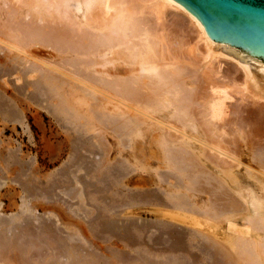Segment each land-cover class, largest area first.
<instances>
[{
  "label": "bare ground",
  "instance_id": "bare-ground-1",
  "mask_svg": "<svg viewBox=\"0 0 264 264\" xmlns=\"http://www.w3.org/2000/svg\"><path fill=\"white\" fill-rule=\"evenodd\" d=\"M38 1L44 2L42 4H44L45 8L53 7L57 9L59 6L65 5L66 11L65 14L63 13L64 15L61 16L63 18L62 22L59 21L60 19L58 20L59 17L57 18L51 15L48 16L46 21H43V19V22L41 21L42 23H39L37 19L40 18V21L42 17L34 15V18H32L29 24L23 27V31L28 34V38H26L27 42L30 43V41H32L34 43H39L41 46H46L45 48L51 51H65L67 48L71 49V54H73L74 57L71 59L70 69L55 63V60H51L53 57L47 58L41 55L47 54L48 51L41 49L40 46H36L37 48L31 47L27 51L20 49L25 52L26 56H30L32 51L38 55L35 57L36 59L32 57L36 61L32 65H26L27 63H21L19 60H14V58L11 64L3 62L2 64L0 63V66H5L1 69L5 74L13 72L14 70L17 73L15 74L17 75V80H24L26 87L37 88L47 93L48 99H50L49 103L52 101L54 106L51 112H64V114L68 115L69 112L66 111L63 105L65 102L64 99L60 97L54 100V98L58 97L57 94L60 93H58L57 90L59 91L64 84H69L71 80V85L74 88H80L82 92L85 90L94 94L93 96L98 100V103L94 102L96 104L94 106L95 108L97 107V109L103 102V98L114 99L119 103L115 110L118 112V107L120 106L122 112H119L120 115L118 114V117L114 120V125L111 127L118 133L117 135L122 138L123 141L121 142H124L126 134H130L134 125H139V123L143 122L144 117L155 119L156 115L163 112L162 110L164 108L167 110L169 109L170 114L168 116L170 119L167 124H165L166 136L171 143L181 141V144L180 146L176 145L178 147L171 150L170 145V148H166L170 150L168 154L174 158L173 162H175L174 165H176L175 169L180 167L185 169L187 167L186 169H188V171L185 175L189 177L190 182H188L189 185L186 183L185 185L188 189L193 188L196 192L205 190L204 187L206 186L202 185L204 186L202 187L200 184L202 180L201 177L205 176L201 169L202 166L205 165H203V161L199 159L193 148L185 145L182 141L183 137L186 135L187 139L191 138L186 130L190 120H197V125H199V127H201L200 129L206 134V138L204 137L206 141L203 142L202 145L203 152L206 153L207 151H211L214 155H222L221 157L223 158L225 156L233 161H237L238 164L240 160L237 158V155H235L236 150L234 149L235 151H232L229 147L230 145H227L229 144L227 140H230L231 144L236 145L239 139L245 140L253 136L264 137V63H260L259 69H257L261 70L262 73L261 71H253L251 64L247 65L238 62L222 69L219 57H224L226 55L216 53V41L207 39L206 30L202 24L190 11H184V5L172 2L171 0H9L12 4L9 19L13 20V13L16 12V9L21 7V5H37ZM38 11H41V9L39 8ZM78 12L82 13L80 14L82 18L77 16ZM44 13L48 15V12ZM169 16H171V19H169ZM6 26L11 27L12 21L9 24L6 23ZM1 28L3 27H0V29ZM173 29L182 32V34L175 33ZM190 31L194 33L192 37L185 34ZM183 32H185V35ZM17 35L19 37L18 32ZM23 37H25V35ZM189 37L194 39V41L192 42L191 39L190 41ZM8 39H10V37ZM23 41H25L24 38ZM12 43L0 37V45L8 48L15 47ZM12 52L14 53V50ZM17 55L14 54V56ZM20 57L22 58L24 56ZM228 57L232 58L226 56V58ZM92 63L93 67L105 65L103 68L101 67L98 69L112 76L101 78L98 76L100 73L98 75L90 74L87 66ZM144 64L150 65L149 67H144ZM154 64H156V67H153ZM8 68L12 70L10 71ZM101 75H104V73ZM29 76H31V79L26 81V77L28 79ZM190 83L192 87L189 88L188 85ZM1 85H3V83L0 81L1 119L12 123H23L24 119L21 109L6 99L5 94L7 93L4 92ZM23 86L24 85L15 90L19 95L21 93L20 89L23 88ZM75 90L76 89H74V91ZM63 91H65L64 88ZM97 94H100L101 97L98 98ZM235 94L240 95V102L233 105V103H229V101L234 98ZM11 96L12 95H10V97ZM18 97L14 96V100L20 101L21 99ZM111 106H108V109L111 108ZM49 107H51V105H49ZM166 109L165 111H167ZM73 110H75V108ZM88 111L90 113V110ZM102 111L103 110L95 111L94 113L95 118L103 123V112H106V110ZM107 111L109 113V110ZM76 112L78 113L77 110ZM92 113L91 111V115ZM72 115L73 114H71V116ZM109 115L107 114V116ZM73 116H75L76 119L77 114ZM80 118L83 117L79 116L78 119ZM73 120L74 119L71 118V121ZM155 121H157V119ZM91 122L82 119L80 123L72 126L71 129L77 134L75 138H77L80 133L84 135L91 132L94 129V125ZM160 123H162V121ZM193 125L192 123V126ZM228 125L233 126L231 130L233 136L231 139L227 137L232 134L231 131H228L226 128ZM153 129L155 128L152 127V130ZM94 130H96V128ZM153 132L156 131L153 130ZM154 134L157 135V133ZM163 139L165 138H162V140ZM73 141L74 139H72V142ZM93 141L89 140L90 146L92 145L95 150L98 151L97 153L101 152L102 156L100 155V158L101 160L102 158L103 160L105 159V163H102L103 160H99V163L97 160L95 164L91 165V163L87 161L86 155L77 149L78 146L80 148L86 147V139L77 144V148L76 142L74 144L72 143V156L74 159L68 162L66 166L68 169H66L65 174H63L64 177L68 178V182L62 185L60 180H53V183H50L51 187L50 185L48 186L47 198H63L60 194L56 193V189H61V192L69 199H71V193L72 195L74 194V196L76 195V197H81L80 203H82L80 205L78 202V207L84 208L86 207L85 204H87L85 202L87 201V197H85V187L79 188L77 185L82 187L84 185L89 186L90 184L87 185L89 180L86 182L85 179L90 176L95 179L97 178V182H100V184L98 183L99 186L101 185L100 187L112 191V193L116 195L113 197L116 199H114L115 202L117 200L118 202L114 204L112 201L113 198L111 197L113 203L109 202L110 206H108L110 208L107 209V204H105L107 200H102L101 198H104V196L102 197V195L99 194L100 192L98 191V193L96 191L97 194L100 195L99 198L102 200L104 208L96 206L99 209L108 210L110 214L103 216L102 213L94 211L95 214L94 212L92 214L95 216H90L92 219H87L88 216L87 218L81 216V214H79L80 212L78 213L77 210H75V213L83 222L88 223V225L94 224L97 219L101 218L98 221L99 227H94L90 230L94 235L98 234V236H96L97 239H103L101 240L102 243L109 242V244L107 243V247H104L105 245L102 247L100 244L98 245L92 242L81 226L73 227L71 230H69L70 227H67L69 230L68 232L65 229L57 227L50 218H41V216L38 218L32 217L33 203L26 198V200L24 199L22 201L21 212L17 214L14 213V215L8 217L3 216L4 214L0 215V264H111V262L112 264H201V262L204 261H209V264H222L223 261H226V264H264V256H261L257 249V239L259 237L257 236L258 238H255L252 236V225L240 228L238 226L239 223L237 224L235 221V219H238L235 218L237 215H242L241 217H244V221L246 218L264 225V208L262 209L259 205L262 210L258 211L259 207L257 206L254 209L256 213H251L248 209L244 210V207L242 208L238 201H236L238 197L234 200V198L221 189L223 184L230 185L231 182H234L232 183L233 185L237 184H235L237 180H235V175L233 176V173L229 170L230 166L223 171L225 172L223 175L226 174L229 178V180L221 178L224 183L218 182L219 180L215 181L213 177L210 180L208 178L209 181L206 182V185L209 186L208 188L206 187L208 190H206L205 193H209L211 204H209L210 207L204 212L200 211L198 206H195V203L192 204L189 201L191 198L189 199L187 194L188 190H186V193H182V190L180 191L183 182L181 184L178 183V181L174 179L175 177H172V180L169 179L171 177L168 179L163 178L162 180L164 182L166 181V184L168 183V185L174 187L175 190H178L177 193L175 191L173 194L168 191L169 193L167 194H170L169 196L167 195L168 201H166V195L162 194L164 195L163 198H165V200H163L160 197L161 195L159 196L156 191H146L141 194L135 192L128 193L129 195H127L126 198L120 200L117 196L119 195V189L123 184H127L124 183V179L127 178L129 174L124 173V165L119 159H113L114 162H110V160V163L107 161L106 164L108 153L103 149L100 138L97 139L93 137ZM128 141L132 142L131 139H128ZM147 141H149L148 137L144 138L142 141L140 140L139 143L136 142L138 144L136 145L138 146L137 149H140L142 152L146 151L148 147H146L145 142ZM124 144L126 145V142ZM162 145L160 144V146ZM126 146H128V144ZM241 147L242 146H240V149ZM242 151L244 150L242 149ZM167 152L168 151H166L165 154ZM137 155L139 156V154ZM145 156L147 155L145 154ZM209 156L207 155V157ZM215 157H217V160L219 159V156ZM254 158L257 161V166L260 167V169L258 168L259 172L264 175V147L257 150ZM17 160L18 159H16V161ZM249 160H251V157ZM182 161L186 163L185 167L181 165L182 163H179ZM222 162L228 163L226 160L224 161V159ZM71 163L72 166H75L76 170L74 172L71 170ZM255 163L256 162H254V164ZM93 165L95 167H93ZM102 165L106 167L104 166L103 168ZM248 167H250V165ZM223 168L222 166L221 169ZM78 169L83 170L84 178H82V174L80 176L75 174ZM97 173H99V176ZM211 174L209 176H212ZM213 175H215V173ZM202 178L205 180L206 177ZM184 179L187 181V178ZM261 182L262 181H260V183ZM99 190L102 191L101 188ZM242 192L239 193H244V197H241L245 198L246 193ZM239 193L237 194L240 195ZM189 195L191 196V194ZM247 196H249V194ZM260 198L264 200L263 197ZM246 199L245 201L249 203V205L250 203L254 204L251 199ZM220 201H224L222 211H219L220 209L217 208ZM111 204H113V206H111ZM261 204L264 205V202ZM1 205L0 202V208ZM138 205L150 207V210L156 213L155 215L158 214L161 216L158 222L159 226H155V232L158 234L154 237L153 233H151L148 235V239H146L144 231L149 229V227H146L147 225L137 226L136 221H124L121 219L122 217L120 218L122 212L132 210ZM254 206L256 205L254 204L252 207L254 208ZM169 220H171V223L175 221L176 223L179 222L189 227V233L185 231L188 230L185 228L184 230L169 228L172 226L169 224ZM245 222H243V224ZM222 224H227V229L222 228ZM161 227L164 228L161 229ZM166 227H168L167 231L165 230ZM136 231H138V233ZM136 234L137 237L140 235L141 238L135 239ZM161 235H166L167 238L163 237L164 239H161ZM199 237L203 238L202 240H208V242H210L209 245H204V242L203 244L199 243L200 241L196 243L190 242L197 240ZM109 239L113 240L110 241ZM120 241H124V244L122 242L123 248L118 246V242ZM132 243H137L135 246L136 248L134 247L133 249V247H131L132 249L130 248L128 250H132L133 252L125 251V248L130 247ZM156 244L159 245L160 249H152ZM104 248L110 249L106 251L107 249ZM198 251L201 252L200 255L197 253ZM262 251L264 252V247ZM134 252L135 254H133ZM206 264L208 263L206 262Z\"/></svg>",
  "mask_w": 264,
  "mask_h": 264
},
{
  "label": "rangeland",
  "instance_id": "rangeland-1",
  "mask_svg": "<svg viewBox=\"0 0 264 264\" xmlns=\"http://www.w3.org/2000/svg\"><path fill=\"white\" fill-rule=\"evenodd\" d=\"M38 2H37V5L33 4L34 6L33 5H21V7H18L16 9L17 13L16 12L13 13V20H10L9 19L10 18V9H11L12 4L9 2V0H0V15H1L0 16V27H3L0 29V37L3 38L4 40L10 41L11 43L14 41L12 44L15 45V47H11V48L0 45V51H1L0 63L2 64L3 62H7V64H11L13 61L12 59L15 58L14 60H19L21 63H25V64L27 63L26 65H32L33 63L36 62L35 57H37L38 55H36L34 53V51H32L31 52L32 54L30 56H26L25 52L21 51L20 49H24V51H27L31 47L37 48L36 46H40L41 49L48 51L47 54H41V55H43L47 58L53 57L51 60H55L54 61L55 63L59 64L62 67L70 69L71 59L74 57V55L71 54V49L67 48V49H65V51L64 50L63 51L62 50L51 51L50 49L45 48L46 46L45 47L43 45L41 46V44H39V43H34L32 41H30V43L27 42L26 38H28V34H27V32L23 31V29H24L23 27H25V25L27 26L29 24V22L32 20V18H34V15H37L38 17H42L40 21H39L40 18L37 19L39 23L43 19H44L43 21H46L48 16H51V15H53L57 18L59 17L58 20L60 19L59 21L62 22L63 18L61 16H63L65 14V11H66L65 5H61L57 9H54L53 7L45 8L44 4H42L44 2H42V1H38ZM38 7L41 9V11H38L39 10ZM44 12H48V15H46ZM58 12H61V13H58ZM38 13H39V15H38ZM80 14H82V13L78 12L77 16L82 18L81 17L82 15H80ZM169 19H171V16H169ZM11 21H12V26L11 27L6 26V23L9 24ZM21 23H23V24H21ZM186 29H188V28H186ZM9 31H10V33H9ZM174 31L177 34H180V33L182 34V32H180V31L178 32V30H174ZM17 32L19 34V37L17 35ZM190 32H188V33L183 32V34L185 33V34H188V36L192 37L194 35V33H192V32L190 33ZM8 35H9L10 39H8L9 38ZM24 35H25V37H23ZM181 36H183V35H181ZM11 37L13 38V40ZM190 37H189V40L191 39L193 42L194 39H192ZM23 38L25 41H23ZM22 44H24L25 46ZM13 50H14V53L12 52ZM17 53H18V55H17ZM14 54L17 56H14ZM11 56H13V57H11ZM20 56H24V57L21 58ZM25 57H26V59H25ZM32 57H34L35 59ZM31 58L33 59L34 62L32 61ZM219 60L221 61L222 69L226 68L228 65L229 66L234 65V63H236V61L234 59L229 58V57L226 58V56H224V57L220 56ZM92 65H93V63L90 64L89 66H87V69L89 70L90 74L98 75L100 73L98 76L101 78L112 76V75H107L105 72H102L101 70L98 69L101 67L103 68L105 65H102L101 67L100 66L99 67H93ZM149 65L144 64V67H149ZM254 65H255V67H254ZM259 65H260V63L251 64L253 71L255 70V71L260 72L261 70H257V69H259ZM154 66L156 67V64H154L153 67ZM4 67L5 66H0V81H1V83H3V85H1V88L4 89L5 93H7V94H5L6 99L8 101H10L12 104H15L19 109H21L24 120H23V123H19V122L12 123V122H7L6 120L4 121V119H1V117H0V202L2 204L1 208H0V215L4 214L3 216L8 217L10 215L11 216L14 215V213L17 214V213L21 212L22 201L24 199L26 200V198H27V200H29L33 203V209H32L33 213L31 215L32 217L38 218L39 216H41V218H43V217L44 218H50L51 221H53L57 227L65 229L68 232L73 227L75 228V227L81 226L84 228L85 233L87 234L88 237H90V240L92 242H95L98 245L100 244V246H102V247L104 245H105L104 247H107V243L109 244V242L102 243L101 240H103V239H97L96 236H98V234L94 235L93 233H91V230H90V229H93L94 227L95 228L99 227L98 221L101 218L98 217L99 219H97L94 224L88 225V223L83 222V220L75 213V210H77L78 213L80 212L79 214H81V216L86 217V218L88 216L87 219H92V218H90V216L91 217L95 216L94 215L95 212H100V213H102L103 216H105V215L107 216L110 214V213H108V210L106 211V210H102L101 208L99 209L97 206L103 207L104 204H102V200H105V201L107 200L108 203L106 202L105 204H107L106 208L109 209L110 208L109 202L110 203L114 202V204L116 202H118V200L115 202L116 199L113 197H115L116 195L113 194L112 191H109L107 188L100 187L101 185L99 186L100 182L99 181L97 182V180H98L97 178L95 179V178H92L91 176L90 177L87 176L88 178L85 180H86V182L89 180L87 182V185L90 184L89 185L90 187L86 186V185H84L83 187L77 185V187H79V188L85 187L84 188L85 195H86L85 197H87V199H86L87 201H85L87 204H85V206L87 208L86 207H84V208L78 207L79 206L78 204L81 201V199H80L81 197H76V195L74 196V194L72 195V193H71V199H69L61 192V189H56V193L60 194L63 198H61V199L60 198H47V196H48L47 195V189H48L49 185L51 187L53 180H55V179L60 180L62 182L61 183L62 185L66 184L68 182V178L64 177L63 174H65L66 169H68L66 167L68 162L71 159H74V157L72 156V153H73L72 143L74 144L76 142V148H77V144H79L81 141H84V139H86V147L80 148L78 146L77 149H79L81 153L86 155L87 161L89 163H91V165L95 164L97 160H98V162H99V160L100 161L103 160V158H102V160L100 158L102 156L101 152L97 153L98 151H96L92 145L90 146L89 140L93 141V137L97 138V139L100 138L103 149L106 150L108 153V156H107L108 158H106V164H107V161L109 162L111 160L110 162H114L113 159H115V158L119 159L124 165V167H123V171L125 170L124 173L129 174L128 177L124 179V183H127V184H123V186H121L119 189V195H117V196L119 197L118 199H120V200L126 198V196L129 195L128 193L135 192V193L141 194V193H144L146 191L147 192H152V191L155 192L156 191V193L159 196L161 195L160 197L163 200H165V198H163V197H164V195H166V201H168L167 199H168V196L170 194H167V193L170 192L173 194V193H175V191L177 193L178 190H175L174 187H172L171 185H168V183L166 184V181L164 182L162 180H163V178L168 179L169 177H171L169 179L172 180L175 177L174 179L177 180L178 183L181 184L183 182V184H181L183 186H181L180 191L182 190L181 191L182 193H186V190H188L187 194L189 196V199L191 198L189 201L192 204L195 203V206L196 207L198 206L200 211L204 212L207 208L210 207L209 204H211V202H210L211 198H210L209 193L208 192L205 193V191L208 190V189H206V187L208 188V186H209V185H206V182H208L212 177L215 178V181L219 180L218 182H222V183H224V182H223V179H221V178H224V180H227V179L229 180V178L226 174L223 175V173H225L223 171L228 169V166H230L229 170L231 173H233L232 174L233 176L235 175L234 176V177H236L235 180L236 179L238 180V181L237 180L235 181V184L236 183L237 184L233 185L232 183H234V182H231L230 185L223 184V187L221 189L225 193H227L229 196L234 198V200H236V198L238 197L236 201H238L239 205L242 208L244 207L243 208L244 210L248 209L251 213H256V212H254L255 211L254 209L257 206L259 207V205H260L262 207V209L264 208L263 207L264 205L261 204L264 202V200L262 198H260V197L264 198V179H263L264 175L259 172L260 167L257 166L258 165L257 161L254 158L256 156L257 150L261 147H264V140H263L264 137H257V136L254 137L253 136V137L245 139V140L239 139L238 143L236 145L231 144L230 140H227V143H229L227 145H230L229 147L232 149V151L236 150L235 155H237V158H239V160H240V162L238 164L237 161H233L232 159H229L225 156L223 158V157H221L222 155L221 156L217 155V154L214 155V153L212 154L211 151H207L206 153L203 152V146L202 145H203V142L206 141V139H205L206 134L203 132L202 129H200L201 127H199V125H197L198 124L197 120H193V121L190 120L187 124L188 128H186V130L192 139L191 138L187 139V135H186L183 137L182 141L184 142L185 145L193 148V150L198 155L199 159H201L203 161V162L201 161L203 163V165H205V166H202L201 170L203 171L202 173L205 175L202 177H206V178L204 180L201 177V179L203 181L201 180L200 184H201V186L204 185L206 187L202 186L205 188V190H202L200 192H196L193 188L188 189L187 186L185 185V183L187 185H189L188 182H190L189 177L187 175H185L186 172L188 171V169H186L187 167L185 168L186 170L184 168H183L184 169L183 170L182 167L175 169L176 165H174L175 162H173L174 158H172L173 156H170V154H168V153H170L171 149H174V148L180 146V144H181V141L180 142L176 141L174 143L173 142L171 143V141H169L168 137L166 136L167 132L165 130V128H166L165 124H167L168 120L170 119V117L168 116L170 114L169 109L167 110L166 108H164L162 110L163 112H160L159 115H156L155 119L144 117V121L141 122L142 125H141V123H139V125L138 124L134 125L133 129H132L133 132L131 130L130 134L127 133L126 136L124 137V142H121V141H123L122 138L119 135H117L118 133L115 132V130L111 127L114 125V123H115L114 120H116V117H118V114L120 115L119 112H122V110L120 109V106L118 107V112H117V110H115V109H117V105H119V103L116 102L114 99L111 100V99L103 98V102L101 103V105L97 109V107L95 108L94 105H96L95 103H98V100L95 96H93L94 94H92L88 91H85V90H83V92H84L83 93L82 89L74 88L71 85V80H70L69 84H67V85L64 84L63 87H61L59 91L57 90V92L58 93L60 92V93L57 94L58 97L54 98V100H57L60 97H61V99H64V101L66 103L64 102L63 105H64L66 111L69 112L68 115L64 114V112H62L63 114L59 113L58 111H56L57 113L55 111L51 112V110L54 108V106L52 104L53 103L52 101H51V103H49L50 99H48L47 93H45L43 90H40L37 88L26 87L24 80H22V81L17 80V78H16L17 75H15L17 73L14 70H13V72L6 73V74L4 72H2L1 69H3ZM8 69L10 71L12 70L10 68H8ZM103 73H104V75H101ZM261 73H262V71H261ZM35 74H37V73H35ZM29 79H31V76H29L28 79L26 77V81ZM3 81L6 82L7 84L4 83ZM22 85H24V86H23V88L20 89L21 93L19 95L17 93V91H15V90H16V88H18ZM188 86L190 88V87H192V84L190 83ZM63 88L65 89L66 92L63 91ZM66 89H69V90H66ZM74 89H76V90L74 91ZM38 90L41 92H39ZM8 93H10V94H8ZM10 95H12L13 97L11 96L12 97L11 98ZM14 96H17V97L19 96L18 98L21 100L20 101L14 100L15 99ZM97 96H98V98L101 97L100 94H97ZM239 97H240L239 94H237V95L235 94L234 98L232 100H230L229 103H233V105H234V104L240 102ZM44 99H46V100H44ZM89 101H93V102H89ZM47 104L51 105V107H49V105H47ZM104 105H105V108H104ZM46 106H48V107H46ZM108 106L109 107L111 106V108L108 109ZM73 107L75 108V110H73L74 109ZM113 107H116V108H113ZM87 109L90 110V113ZM113 109H114V111H113ZM165 109L167 111H165ZM76 110L78 111V113L76 112ZM101 110H103V111L106 110L108 115L111 113L109 115L110 116V118H109V116H107L106 112L102 111L103 112V119H104V121H106V122L103 121V123L99 122L95 118V113H94L95 111H101ZM107 110H109V113ZM91 111L93 112L92 115H91ZM110 111H113V112H110ZM71 114H73V115L77 114L76 119H75V116H73V115L71 116ZM90 115L92 118L90 117ZM79 116L83 117V118L78 119ZM71 118L74 119L73 120L74 122L71 121ZM88 118H89V120H88ZM145 118H146V120H145ZM82 119H84V121H86V120L90 121V122L92 121L91 123H93L94 129L96 128V130L93 129L94 131L92 130L91 132H88L84 135L80 133L79 136L77 138H75L77 134L71 128L75 124L80 123V120L82 121ZM156 119H157V121H155ZM161 121H162V123H160ZM107 122H108V124H107ZM192 123L194 124L193 126H192ZM152 127L155 128L153 130H155L156 132H153ZM163 127H164V130H163ZM191 127H192L193 131H192ZM232 127L233 126H231V125H228V127L226 126L228 131H231ZM138 132H139V134H138ZM162 132H165V133H162ZM154 133H157L158 136L155 135ZM231 133H232V131H231ZM146 134H148V135H146ZM164 134H165V136H164ZM232 136H233V133L227 137H229V139H231ZM146 137L149 138V141L145 142L146 147H148V148H146L148 151L146 150V151H144L145 152L144 153L140 149H137L138 146H136V145H138L137 143H139L140 140L142 141ZM162 138H165V139L162 140ZM72 139H74L73 142H72ZM128 139H131L132 142H129ZM163 141H166V142H163ZM244 141H246V142H244ZM125 142H126V145L128 144V146H126L124 144ZM162 143L164 146L162 145ZM164 143L165 144L167 143V144L165 145ZM160 144L162 146H160ZM169 145L171 146V148ZM176 145H178V146H176ZM199 145H200V147H199ZM243 145H245V146H243ZM240 146H242L241 149H240ZM161 147H162V149H161ZM166 147L170 148V150L167 149ZM165 148H166V150H165ZM242 149L244 151H242ZM249 150H251V151H249ZM166 151H168V152L165 154ZM246 151H247V153H246ZM248 152L249 153L252 152V153L249 154ZM198 153L199 154L202 153V154L199 155ZM241 153H242V155H241ZM137 154H139V156L141 155L142 157L141 156L139 157ZM145 154L147 156H145ZM164 154L165 155L168 154L169 156L168 155L165 156ZM207 155L208 156L210 155V156L207 157ZM213 156L214 157L219 156L218 157L219 159L217 160L216 159L217 157L214 158ZM249 156L251 157V160H249L250 159ZM13 157H14L15 161L13 160ZM16 159H18V160L16 161ZM143 159H145V160H143ZM207 159L210 161H208ZM211 159L213 162L211 161ZM223 159H224V161L226 160V162H228V163L222 162ZM163 160H165V161H163ZM103 161H102V163L104 164L105 159ZM177 161H181V160H177ZM20 162L21 163L23 162L22 164H24V165H22ZM254 162H256V163L254 164ZM179 163L180 164L182 163L181 165L185 167L186 163H184L183 161L179 162ZM183 163H184V165H183ZM105 165H102L103 168ZM231 165H233V166H231ZM249 165H250V167H248ZM71 166H72V163H71ZM219 166L221 168L223 166L224 168L221 169ZM93 167H95V166L93 165ZM252 167H253V169H252ZM231 168H233V169H231ZM254 168L257 170H255ZM169 169H171V170H169ZM179 169H182V170H179ZM210 169H211V171H210ZM250 169H252V170H250ZM71 170L74 172L76 170L75 166H72ZM98 171H100V170H98ZM103 171H104V169H103ZM179 171H180V173H179ZM171 172L176 173V174H173ZM181 172H183V173H181ZM214 173H215V175L218 174V175H216L218 177L213 175ZM75 174L78 176H80L82 174V178H84L83 170L78 169V171ZM97 174L99 176V173H97ZM210 174L212 176H209ZM258 175H260V176H258ZM182 176H184V177H182ZM178 177H180V178H178ZM82 178H81V180H82ZM184 178H187V181H185L186 179H184ZM208 178H209V180H208ZM159 179H161V180H159ZM130 180H131V182H130ZM127 181L130 183H128ZM213 181H214V179H213ZM260 181H262L263 183L262 182L260 183ZM99 187L102 189V191L104 189V191L102 192L101 190H99L100 189ZM261 187H263V188H261ZM182 188H184V189H182ZM94 189H95V192H94ZM132 189H133V191H132ZM235 190L238 192H236ZM96 191L97 192L99 191L100 193L99 192L98 193L100 195H102V197L104 196V198H101L102 200L99 198L100 195L97 194ZM141 191H143V192H141ZM242 191L246 193L245 196L247 197L248 200L251 199V201L254 202V204L256 205V206H254V208L252 207L254 204L250 203V205H249V203H247L245 201L246 197L245 198L241 197L244 194ZM101 192H102V194H101ZM239 192H242L243 194H240ZM192 193H193V195H192ZM237 193H239L240 195H238ZM162 194H164V195H162ZM189 194H191V196ZM248 194H249V196H247ZM194 195H195V197H194ZM251 196L253 197V200H252ZM258 196H260V197H258ZM97 197H98V200H97ZM257 197L260 201L257 199ZM192 198H194V199H192ZM240 198H242V199H240ZM111 199L113 202L111 201ZM88 200H89V203H88ZM100 200H101V202H100ZM261 200H263V201H261ZM241 202H243V203H241ZM81 203H80V205H81ZM246 203H247V205H246ZM223 205H224V201H220L218 204V207H217L218 209H220L219 211H222ZM111 206H113V204H111ZM249 206H251V207H249ZM261 207L258 208V211L262 210V209H260ZM203 208H205V209H203ZM251 208L253 209V211ZM93 212H94V214H92ZM155 214H156L155 212L150 210V207L138 205L132 210H129L127 212H122L120 215V218L122 217L121 219L124 221H126V220L136 221L137 226L147 225L146 227H149V229L144 231L145 232L144 234H145L146 239H148V235H150L151 233H153V237L158 234L157 232H155L156 231L155 226L156 227L159 226L158 222L160 221L161 216H159L158 214L157 215H155ZM241 216L242 215H237L235 218H238V219H235V221L237 222V224L239 223L238 226L240 228L246 227L248 225L249 226L252 225L251 226L252 236L255 238L259 237L257 239L258 240L257 249H258L260 255L264 256V252L262 251V248L264 247V225L261 223L255 222V221H250L246 218H245V221H246L245 222L244 217H241ZM239 220L241 221V223ZM169 221H170L169 224L172 225L170 227L168 226L169 228H174V229L178 228V229H182V230H184V228H185V229H188L185 231L189 233V231H190L189 227H187L184 224H181L179 222L176 223L175 221H172L173 223H171V220H169ZM243 222H245V223L243 224ZM36 223H38V222H36ZM222 226H223L222 228L227 229V224H222ZM67 227L68 228L70 227L69 230ZM168 227H166V229H165L166 231L168 230ZM162 228H164V227H161V229ZM136 232L138 233V231H136ZM256 232H258V233H256ZM233 233L236 234L235 232H233ZM91 234H93L94 237ZM135 236L137 237V234ZM261 236H263V237H261ZM136 237H135V239L141 238L140 235H138L137 238ZM163 237L167 238L166 235H164V236L161 235V239H164ZM202 239L203 238L199 237L197 240L190 241V242L196 243L197 241L198 242L200 241L199 243L203 244V242H204V245H209L210 242H208V240H206V239L202 240ZM112 240H110V241H112ZM205 241H206V243H205ZM122 242L124 244V241H120V242H118L119 243L118 246L123 248ZM136 244L137 243L130 244V247L125 248V251L133 252L132 250L131 251H128V250L131 247H133V249H134ZM165 244H168V243H165ZM158 248H159V245L156 244L154 246V248H152V249L156 250ZM104 249H107L106 251H108L110 248L109 249L104 248ZM195 251H197V250H195ZM197 253L200 255L201 252L198 251ZM133 254H135V252ZM33 261H35V260H33ZM204 262H201V264H204ZM206 262L209 264V261H206ZM206 262H205V264H206ZM225 262L223 261L222 264H224ZM111 264H112V262H111Z\"/></svg>",
  "mask_w": 264,
  "mask_h": 264
},
{
  "label": "water",
  "instance_id": "water-1",
  "mask_svg": "<svg viewBox=\"0 0 264 264\" xmlns=\"http://www.w3.org/2000/svg\"><path fill=\"white\" fill-rule=\"evenodd\" d=\"M184 5L216 41V53L242 64L264 63V0H171Z\"/></svg>",
  "mask_w": 264,
  "mask_h": 264
}]
</instances>
